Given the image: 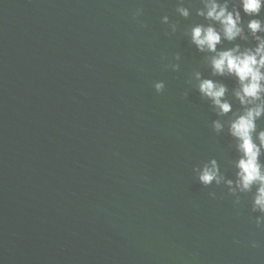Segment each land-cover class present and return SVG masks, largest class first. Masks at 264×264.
<instances>
[{"label":"water","instance_id":"water-1","mask_svg":"<svg viewBox=\"0 0 264 264\" xmlns=\"http://www.w3.org/2000/svg\"><path fill=\"white\" fill-rule=\"evenodd\" d=\"M179 2L0 0V264H264L252 194L237 203L224 182L231 113L195 72L233 110L235 81L186 35L199 0L187 18ZM212 159L223 179L204 186L194 169Z\"/></svg>","mask_w":264,"mask_h":264},{"label":"clouds","instance_id":"clouds-1","mask_svg":"<svg viewBox=\"0 0 264 264\" xmlns=\"http://www.w3.org/2000/svg\"><path fill=\"white\" fill-rule=\"evenodd\" d=\"M199 5L195 14L204 22L191 24L186 35L197 51L211 53L207 62L213 76H227L235 81L232 96L240 106L233 110V104L225 98L229 88L223 81L195 72L200 95L210 100L218 115L231 113L227 133L237 153L233 162L235 180L224 182L229 185L237 203V191L252 194V211L260 213L253 219L258 227H264V161L261 160L264 156V128L257 126V121L264 117V18L261 16L264 0H199ZM176 12L184 18L191 14L184 0L177 4ZM140 13L141 9H137L133 18ZM161 21L172 32L176 31V24L170 22L167 15L162 16ZM237 41L246 43L242 45ZM223 42L231 46L218 48ZM179 59L176 54L175 60ZM169 66L173 70L179 68L178 63ZM164 86L163 81L153 84L157 92ZM211 126L217 133L225 127L220 120H213ZM194 171L204 186L213 182L219 184L223 179L215 159ZM209 195L214 197L215 193ZM253 246H257L255 242Z\"/></svg>","mask_w":264,"mask_h":264}]
</instances>
